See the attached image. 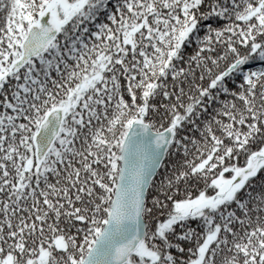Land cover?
<instances>
[{
    "label": "snow or ice",
    "instance_id": "1",
    "mask_svg": "<svg viewBox=\"0 0 264 264\" xmlns=\"http://www.w3.org/2000/svg\"><path fill=\"white\" fill-rule=\"evenodd\" d=\"M0 264H264V0H0Z\"/></svg>",
    "mask_w": 264,
    "mask_h": 264
}]
</instances>
